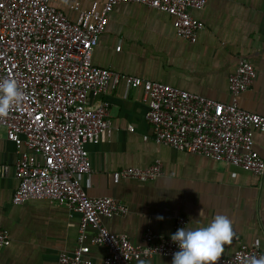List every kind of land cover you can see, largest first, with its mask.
<instances>
[{
	"label": "crops",
	"instance_id": "obj_1",
	"mask_svg": "<svg viewBox=\"0 0 264 264\" xmlns=\"http://www.w3.org/2000/svg\"><path fill=\"white\" fill-rule=\"evenodd\" d=\"M105 1L50 0L72 21L80 11ZM75 4L79 10L72 9ZM191 13L204 23L195 43L176 35L169 14L139 3L117 4L94 50L93 63L229 103L228 78L241 60H248L255 78L240 94L239 105L264 116V0H208L203 9ZM100 101L109 104L111 128L98 141L86 144L91 170L81 177L82 187L91 197L113 198L128 208L126 215L102 217L103 226L141 245L147 231L170 238L178 228L206 224L219 214L229 218L241 242L264 253L263 179L240 167L156 143L145 118L148 107L141 89L121 82L114 91L88 95L90 104ZM254 142L264 158V133L255 131ZM19 156L1 128L0 229L9 235L10 243L0 249V264H57L62 253L73 254L78 246L80 215L46 200L14 205ZM157 161L162 174L155 179L114 181L115 171L147 168ZM180 218L186 225L178 223ZM94 234L88 227L85 244ZM237 248L238 243L231 241L222 255L231 256ZM105 256L103 246H91L87 258L101 264ZM171 261L156 255L133 264Z\"/></svg>",
	"mask_w": 264,
	"mask_h": 264
},
{
	"label": "built area",
	"instance_id": "obj_2",
	"mask_svg": "<svg viewBox=\"0 0 264 264\" xmlns=\"http://www.w3.org/2000/svg\"><path fill=\"white\" fill-rule=\"evenodd\" d=\"M207 1L106 0L80 11L72 21L50 0H0V79H13L23 94L21 102L0 117V129H5L20 155L12 203L46 200L80 215L78 246L73 254L62 253L57 264H98L87 258L91 246L106 249L101 264H133L156 255L172 258L178 251L170 238H159L152 231L144 234L143 244L135 245L101 223L102 217L126 215L128 208L113 198L91 197L82 187L81 177L91 170L86 144L98 141L111 128L109 104H90V93L114 91L121 82L141 89L156 143L240 167L264 180V158L254 147V132L264 133V116L243 110L238 101L255 78L250 61L241 60L230 74L229 103L93 63L94 50L117 4L139 3L165 12L176 35L195 43L204 23L191 12L203 9ZM72 9L79 10V4ZM161 174L157 161L147 168L120 169L113 178L152 180ZM178 223L184 226L186 220L180 218ZM88 227L95 234L87 245ZM232 241L238 243L237 250L231 256L221 255L218 264H250L253 257L264 255L258 246L241 242L235 232ZM9 243V235L0 229V249Z\"/></svg>",
	"mask_w": 264,
	"mask_h": 264
},
{
	"label": "clouds",
	"instance_id": "obj_3",
	"mask_svg": "<svg viewBox=\"0 0 264 264\" xmlns=\"http://www.w3.org/2000/svg\"><path fill=\"white\" fill-rule=\"evenodd\" d=\"M22 95L13 79H0V117H5L14 104H19ZM157 219L163 217L158 216ZM233 236L231 221L219 214L206 224L197 223L195 227L186 225L178 228L170 236L178 246L171 264H218L225 245L231 243ZM250 264H264V255L253 257Z\"/></svg>",
	"mask_w": 264,
	"mask_h": 264
}]
</instances>
